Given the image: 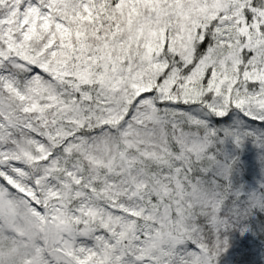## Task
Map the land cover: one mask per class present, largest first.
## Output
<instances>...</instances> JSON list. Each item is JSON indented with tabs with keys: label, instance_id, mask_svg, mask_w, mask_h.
I'll return each instance as SVG.
<instances>
[{
	"label": "snow or ice",
	"instance_id": "6c2138e0",
	"mask_svg": "<svg viewBox=\"0 0 264 264\" xmlns=\"http://www.w3.org/2000/svg\"><path fill=\"white\" fill-rule=\"evenodd\" d=\"M258 213L264 0H0V264H218Z\"/></svg>",
	"mask_w": 264,
	"mask_h": 264
},
{
	"label": "trees",
	"instance_id": "16d2710c",
	"mask_svg": "<svg viewBox=\"0 0 264 264\" xmlns=\"http://www.w3.org/2000/svg\"><path fill=\"white\" fill-rule=\"evenodd\" d=\"M230 155L239 156L238 172L234 176L236 183H243L247 187H255L262 179L258 159L259 152L252 142L247 141L242 149H234L231 142L227 143ZM251 223V230L241 232L238 229L230 231L227 235L232 245V254H222L218 264H264V213H258Z\"/></svg>",
	"mask_w": 264,
	"mask_h": 264
},
{
	"label": "rangeland",
	"instance_id": "374dc122",
	"mask_svg": "<svg viewBox=\"0 0 264 264\" xmlns=\"http://www.w3.org/2000/svg\"><path fill=\"white\" fill-rule=\"evenodd\" d=\"M233 246L232 245H230V247L228 248V250H227V252H229V253H231L232 254V252H233ZM227 252H225L224 254H227Z\"/></svg>",
	"mask_w": 264,
	"mask_h": 264
}]
</instances>
